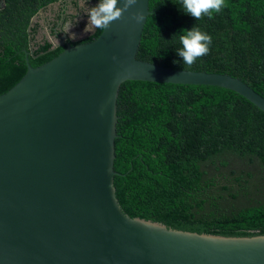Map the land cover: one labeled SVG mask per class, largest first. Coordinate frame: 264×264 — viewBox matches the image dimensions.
Segmentation results:
<instances>
[{"label":"water","instance_id":"water-1","mask_svg":"<svg viewBox=\"0 0 264 264\" xmlns=\"http://www.w3.org/2000/svg\"><path fill=\"white\" fill-rule=\"evenodd\" d=\"M149 1L137 0L91 41L39 66L28 61L0 94V264H264V234L198 233L122 209L115 158L123 82L219 86L264 112V96L239 77L138 59Z\"/></svg>","mask_w":264,"mask_h":264},{"label":"trees","instance_id":"trees-1","mask_svg":"<svg viewBox=\"0 0 264 264\" xmlns=\"http://www.w3.org/2000/svg\"><path fill=\"white\" fill-rule=\"evenodd\" d=\"M55 1H0V94L26 73V53L39 66L64 50L47 42L29 53L38 26L33 17ZM180 4L149 1L137 58L228 73L264 96V0H226L220 13L200 20ZM194 25L211 35L212 44L189 67L176 50L179 33ZM117 104L115 186L125 213L198 233L264 234L262 110L219 86L141 80L123 82Z\"/></svg>","mask_w":264,"mask_h":264},{"label":"clouds","instance_id":"clouds-1","mask_svg":"<svg viewBox=\"0 0 264 264\" xmlns=\"http://www.w3.org/2000/svg\"><path fill=\"white\" fill-rule=\"evenodd\" d=\"M119 3L120 0H99L96 6L86 7L84 13L88 15L89 19L84 31L106 30L113 21L121 19L124 12L134 6L137 0H123L122 7L118 6ZM180 6L185 14L190 15L195 20H200L204 16L212 18L215 13H220L227 5L226 0H181ZM131 19L139 24L144 20V15L137 11L132 13ZM72 26L66 24L64 26L65 33H69ZM176 36L177 34L174 35V37ZM69 38L75 39L76 34L71 33ZM178 41L182 47L176 50L177 55L183 58L184 65L190 67L198 58L210 52L212 37L194 25L190 30L183 29L178 35Z\"/></svg>","mask_w":264,"mask_h":264},{"label":"flooded vegetation","instance_id":"flooded-vegetation-1","mask_svg":"<svg viewBox=\"0 0 264 264\" xmlns=\"http://www.w3.org/2000/svg\"><path fill=\"white\" fill-rule=\"evenodd\" d=\"M1 1V0H0ZM99 3V0H78V5L74 0H58L46 8H42L34 17V24L38 25L35 32L31 33V38L28 42L30 52L34 54L35 49L51 43V49H59L68 45L86 40L90 35L94 34L95 30L89 32H77L74 26L77 24L84 25L88 22V15L85 12L86 7H94ZM54 9L53 15H46L50 10ZM66 24L73 25L70 29L71 33L76 34L75 39H70L71 33H65L64 26ZM29 30H31L29 28ZM28 53H26V61H29ZM30 63V62H29Z\"/></svg>","mask_w":264,"mask_h":264},{"label":"rangeland","instance_id":"rangeland-1","mask_svg":"<svg viewBox=\"0 0 264 264\" xmlns=\"http://www.w3.org/2000/svg\"><path fill=\"white\" fill-rule=\"evenodd\" d=\"M53 13H54V9L50 10L48 13H46V15L50 16V15H53ZM86 26H87V24H84V25L77 24L74 26V28H75V30H77V32H82V31H84Z\"/></svg>","mask_w":264,"mask_h":264}]
</instances>
